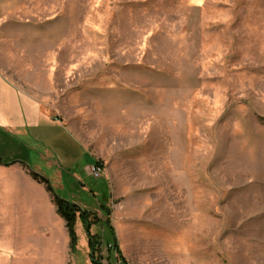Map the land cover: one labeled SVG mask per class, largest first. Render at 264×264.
<instances>
[{"label": "rangeland", "instance_id": "374dc122", "mask_svg": "<svg viewBox=\"0 0 264 264\" xmlns=\"http://www.w3.org/2000/svg\"><path fill=\"white\" fill-rule=\"evenodd\" d=\"M0 74L101 168L75 264H264V0H0Z\"/></svg>", "mask_w": 264, "mask_h": 264}, {"label": "crops", "instance_id": "0c3cea01", "mask_svg": "<svg viewBox=\"0 0 264 264\" xmlns=\"http://www.w3.org/2000/svg\"><path fill=\"white\" fill-rule=\"evenodd\" d=\"M95 164L67 125L0 74V264H75L54 196L79 206Z\"/></svg>", "mask_w": 264, "mask_h": 264}, {"label": "trees", "instance_id": "16d2710c", "mask_svg": "<svg viewBox=\"0 0 264 264\" xmlns=\"http://www.w3.org/2000/svg\"><path fill=\"white\" fill-rule=\"evenodd\" d=\"M41 182L46 183L44 179H41ZM48 189L50 190V187H48ZM54 203L57 208V213L65 222V226H66V229L69 235L70 249L73 252L75 245L77 243V237L75 233V221H76L77 215H79V217L83 220V224L85 225L88 233H89L90 226L94 224L95 221L90 219L92 214H87L86 212L80 213V210L77 208V206L71 203H68L62 199H59L56 196H54ZM88 239H89V245L91 247V250L94 251L95 244H96L94 242L95 239L94 237L90 236V234H88Z\"/></svg>", "mask_w": 264, "mask_h": 264}, {"label": "built area", "instance_id": "2783aa9c", "mask_svg": "<svg viewBox=\"0 0 264 264\" xmlns=\"http://www.w3.org/2000/svg\"><path fill=\"white\" fill-rule=\"evenodd\" d=\"M89 174L94 178H99L101 176V168L97 165H94L89 168Z\"/></svg>", "mask_w": 264, "mask_h": 264}]
</instances>
